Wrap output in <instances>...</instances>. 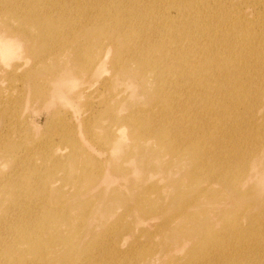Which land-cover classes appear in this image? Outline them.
Here are the masks:
<instances>
[{"label": "bare ground", "instance_id": "obj_1", "mask_svg": "<svg viewBox=\"0 0 264 264\" xmlns=\"http://www.w3.org/2000/svg\"><path fill=\"white\" fill-rule=\"evenodd\" d=\"M76 1L81 3L75 4ZM174 1L181 10L185 9L180 0H0V23L3 26L0 27L1 90L9 96L12 89L2 87V72L6 70L23 72L22 80L13 87L19 93L28 86L27 82H37L35 71L27 67L26 62L19 63L16 60L20 59L25 46L40 58L43 51H36L35 45H38L44 51L50 52L68 49L72 52L70 59H73L74 63L77 60L82 66L77 67L74 73L62 71V79L53 94L66 98L71 106L69 97L72 93L80 92L79 96L88 95L86 112H80V118L83 116V119L77 121L79 118L75 111L71 113L73 119L70 118L76 127H81L84 122L85 129L79 130V142L73 137L72 132H76V129L70 127V121L62 123L65 129L64 139L73 146L71 151L65 146L37 145L28 152L30 156L27 159L25 158L28 153L24 157H18L13 173L7 175L9 170L0 175V191L7 187L12 189L11 193L17 197L18 184V189L23 191L28 188L24 184L35 183L33 186L38 185L41 189L44 184L41 179L38 181L40 175L45 178L54 175L53 171L61 168L60 161L65 162L62 158L72 155L86 167V174L94 180L93 183L111 182L116 184L118 190L123 187V183L113 179L111 168L115 164L110 166L113 159L124 150H128L131 155L139 147L147 148L148 144H158L167 146V149L171 147L174 157L184 159L186 165H191L193 161L195 166L204 172L202 175L198 173L202 180L193 181L191 185L198 182L203 186L215 183L219 188L225 187L229 196L237 200L251 194L250 189L243 194L241 191L249 185L248 181L254 173V159H264V134L258 132L255 137L252 136L253 139L244 142L236 139L233 134L243 129L237 127L240 124L233 117L243 106H248L246 109L251 113L250 107L255 110L259 102L257 100L264 104V85L260 88V96L248 90L255 86V80H246L244 69L248 72L249 65H245L246 59L241 52L236 58L226 59L214 66L210 57L213 58V51L215 53L221 43H216V37L224 32L220 29L223 23L217 25L207 21L202 15V3L199 0L192 2L189 8L196 14V18L187 22L184 19L178 21L170 15L168 9V5ZM257 1L263 3L262 0ZM197 22L196 29L191 23ZM237 27L239 26L235 28ZM259 28L262 29L260 26ZM250 30H256V27ZM260 35L261 33L255 35L259 43L256 46V40L254 41V53H259L261 61L264 59V52L260 48ZM208 36L209 41L214 39L209 45L211 53L200 48ZM243 38L248 40L244 36ZM206 57L209 59L205 60ZM107 64H111L114 74L123 72V75L131 77L132 95L138 87L144 88L146 93L143 98L146 100L142 99L141 103L149 104L148 107L140 109L138 105L130 103L129 109L126 104L128 90L114 89L112 74L106 75L100 86L90 88L94 84L91 79L97 76L100 78L106 71ZM260 64L264 62L261 61ZM85 79L90 80L88 85H84ZM187 80L190 81L184 85L183 82ZM242 82H246L244 87L240 84ZM1 100L0 114L6 119V127L0 132V152L12 149L17 153L19 144H11L8 132L12 127V116L8 117L11 98L5 102ZM247 102L250 104L247 105ZM110 120L116 124L115 129L111 127L113 124L108 123ZM32 123L39 125L37 118ZM148 123L151 127H141ZM95 127L106 129V135H101ZM127 129H130L131 137L128 136ZM170 130L175 131L178 137L171 135ZM25 144L30 143L26 141ZM98 147L104 150L99 151ZM36 154L46 162L47 165L43 168L36 164ZM206 159L215 161L209 165ZM27 169H30L32 176ZM12 174H19L23 179L18 180L16 176H11ZM203 176L206 180H203ZM77 178L83 179V175ZM57 179L61 181L60 189L64 188V177L63 180ZM261 182L264 183V180ZM162 190L164 189L161 185L157 191L149 188V194H156L155 197L150 196L149 200L153 201L161 196ZM262 203L264 205V201ZM11 204H17V201L12 199ZM29 204H33L32 209L39 215L25 208ZM45 204L46 197L32 191L29 197L21 200V209L16 214L9 213L4 220V226H0V264H14L19 261L32 264L34 259L43 264H54L58 259L55 262L53 260L60 252L55 254L56 250L52 247L59 244L61 239L72 254L62 263H78L74 240L63 236L60 231L48 232L51 226H57L60 230V226L65 224L73 228L75 217L70 214L69 208L64 207L58 200L48 205L59 211L56 217H51V225L44 217ZM185 206L183 204L181 211L176 212L170 223H176L180 217L189 214ZM247 211L248 209L238 214V225L244 222ZM87 212L88 209L82 211L84 217ZM56 218L62 219L63 223H57ZM249 219L250 224L258 222L260 225L251 226L247 230L238 229L242 231L239 240L243 249L242 259L228 260L223 264L261 262L257 255L260 250H264V206L260 217L253 215ZM142 224L141 232H147L146 237L152 240L150 232L157 227L154 220L144 219ZM167 228L168 224L163 223L159 230L164 232ZM239 231L234 234H239ZM210 232H202L198 238L199 251L202 254H208L214 249L213 245L217 242L213 240L219 241L217 236ZM123 234L125 233L119 236ZM39 238L41 241L37 244ZM124 242L126 243L125 239L119 243L120 248ZM116 247L104 255L103 262L111 259V255L118 250ZM212 256L223 255L214 252ZM162 257L166 255L163 254ZM159 258L156 253L144 264H151ZM220 263L219 260L211 259L199 264Z\"/></svg>", "mask_w": 264, "mask_h": 264}, {"label": "rangeland", "instance_id": "obj_2", "mask_svg": "<svg viewBox=\"0 0 264 264\" xmlns=\"http://www.w3.org/2000/svg\"><path fill=\"white\" fill-rule=\"evenodd\" d=\"M180 1L184 4L185 9L181 10L174 1L168 5L170 15L178 21L184 19L187 22L195 19L196 14L190 11L189 8L193 4L192 2L198 0ZM199 1L202 3V15L206 17L207 21L217 25L223 23L220 29L224 32L216 37V43L218 41L221 43L217 51L215 53L213 51V58L210 57V62L217 66L226 59L236 58L241 52L243 58L246 59L245 65H249L248 72L244 69L246 80H255V86L248 90H251L254 95L260 96V88L264 85V64L260 63L261 61L264 62V59L260 61L259 53H254V41L256 40L257 46L259 39L255 38V35L261 33L262 44L260 48L264 52V30H262L264 29V0H262V4L257 0ZM79 3L81 2H75V4ZM191 24H194V28L197 29L198 22ZM236 26L239 27L235 28ZM0 27H3L2 23H0ZM253 27H256V30H250ZM242 35L248 40H245ZM208 38L209 36L204 44L201 43L200 48L205 49L207 53H211L212 50L209 45L214 39L209 41ZM93 48L94 46H92ZM35 49L37 52L43 51L40 58L25 46L20 59L16 60L19 63L26 62L27 67L35 71L37 75V82H35L36 80L27 82L28 86L24 88L22 93L15 91L13 87L20 83L24 76L23 72L15 70L2 72L4 75L2 87H12V89L8 96L0 88V99L5 102L11 98V110L8 117L12 116V127L8 132L11 137V144L13 146L19 144V146L16 148L17 153L12 149L0 152V175L7 173L9 170L7 175L13 173L16 165L15 161L18 157H24L37 145L65 146L68 151H71L72 144L64 139L65 129L62 124L64 121L66 123L70 121V127L76 129V132H72V134L78 142L79 130L85 129L84 122L81 127H76L70 118L73 119L71 113L75 111L79 118L75 119L77 121L83 119V116L80 118V112H86L88 95L79 96L78 93L80 92L72 93V96L69 97L71 106L66 98L53 94L62 79L61 72L66 70L74 73L77 67H82L81 63L77 60L74 63L73 59H70L72 52L68 49L50 52L48 50L44 51L38 45H35ZM208 59L209 57L205 58V60ZM111 68V64H107L105 66L106 71L103 72L100 78L99 76L92 78L91 83L94 82V84L90 88L100 86L101 82L107 77L106 75L112 74L114 75L112 79L115 84L114 89L128 90L126 104L129 109L130 103L138 105V107H141L140 109L148 107L149 104L142 105L141 103L142 99L146 100V98H143L146 93L144 88L138 87L132 95L130 92V85L133 81L131 77L123 75V72L114 74ZM195 79H197V76ZM190 80L184 81L183 84L187 85ZM88 82L90 80L85 79L84 85H88ZM245 83L240 84L244 87ZM92 89L89 90V94ZM257 101L259 102L256 104L255 110L249 106L251 113L246 109L248 106H243L239 111H236V115L233 117L240 124L237 127L243 129L233 134L240 141H249L258 132L264 134V104L261 100ZM246 104L249 105L250 102ZM118 114L123 115L124 113ZM36 118L39 122L38 126L32 123ZM106 120H104L105 123ZM108 123L113 124L111 126L113 129L116 128L114 127L116 124L111 120ZM5 124V117L0 114V132L5 129ZM141 127H151V124L148 123ZM95 128L99 130L101 135H106V129ZM127 133L131 137L130 129H127ZM170 133L178 137L175 131L170 130ZM26 141L30 144H25ZM146 146L147 148L139 147L131 155H129L128 150H124L110 163V166L113 163L115 164L111 168L113 179L123 183V187L118 190L116 184L111 182L93 183L94 180L86 174V167L73 155L62 158L65 162L60 161L61 168L53 171L54 175H48L46 178L40 175L38 181L41 179L44 184L41 189L38 185L34 187L35 183L24 184L28 188L23 191L18 189L20 185L18 184L16 188L17 197H15L11 193L13 190L6 187V189L0 191V226H4V220L10 212L16 214L21 209L22 199L29 197L32 191H37L38 195L46 197L44 217L50 221L51 225V217H56L59 211L53 210L48 205H52L58 200L64 204V207L69 208L70 214L75 217L73 228L65 224L60 226V230L57 226H51L48 232L60 231L63 236L74 240L79 264H144L156 253L160 258L151 264H199L211 259L219 260L221 261L220 264H223L228 260L242 259L243 249L239 241L242 231L238 229L247 230L251 226L260 225L258 222L250 224L249 218L253 215L255 217L262 215L264 183L261 181L264 180V159H254V164L256 163L254 173L248 181L249 185H246L241 191L243 194L248 192L247 189H250L251 194L237 200L229 196L225 187L219 188L218 184L215 183H212L213 185L204 184L203 186L198 182L191 185L193 181H201L202 179L198 173L200 172L202 175L204 172L197 168L193 161L191 165H186L184 159L174 157L172 153L174 151L171 147L167 149V146L158 144H148ZM98 148L99 151L104 150L102 147ZM29 156L30 153L25 159ZM35 157L36 164H39L42 168L47 165L39 155L36 154ZM130 160H133V162L131 163ZM206 160L209 165H212L215 161L213 159ZM29 171L30 169H27L29 175L32 176ZM81 174L83 179L77 178ZM11 176H16L18 180L23 179L19 174H12ZM57 178H61L63 183L66 182L64 188L60 189L61 181ZM203 180H206L204 176ZM70 184L76 187L74 188ZM160 185L164 189L160 191L161 196L153 201L149 200L150 196L155 197L156 194H149L147 190L152 188L157 191ZM225 193L227 194L224 196ZM12 199L16 200L17 204H11ZM183 204L187 206L185 207L189 214L180 217L176 223H170L176 212L181 211ZM32 206L33 204H29L25 208L35 212ZM87 209L88 212L84 217L82 211ZM247 209L244 222L238 225L236 222L238 214L245 212ZM135 212L136 214H134ZM149 218L153 219L157 225L150 232L152 233V240L146 237L147 232L143 234L140 230L143 227L142 222L144 219ZM56 220L57 223L62 222V219L56 218ZM163 223L168 224V228L164 232H160V225ZM207 230L214 233L219 241L213 240L217 242L213 245L214 249H211L208 254H202L199 251L198 238L202 232L205 233ZM235 231H239V234H234ZM119 233L125 234L120 237ZM123 239L126 243L124 242L125 244L120 248L119 243ZM40 241L41 238H39L37 244ZM115 247L118 250H115L113 256L111 255V259L103 262L104 255L106 256ZM52 248L56 250L55 254L60 252L55 256L53 261L58 260L56 263L53 262L54 264H63L65 258L72 256L70 249H67L68 246L62 243V239L59 244L54 245ZM214 252L223 256L213 257L212 253ZM259 252L257 258L261 262L257 264H264V250ZM163 254L166 257H162ZM33 257L32 255L31 258ZM37 261L39 260L34 259L32 264H43ZM14 264H23V262H14Z\"/></svg>", "mask_w": 264, "mask_h": 264}]
</instances>
